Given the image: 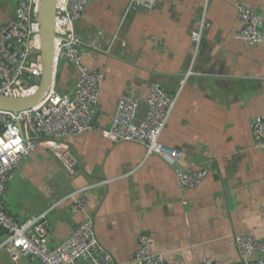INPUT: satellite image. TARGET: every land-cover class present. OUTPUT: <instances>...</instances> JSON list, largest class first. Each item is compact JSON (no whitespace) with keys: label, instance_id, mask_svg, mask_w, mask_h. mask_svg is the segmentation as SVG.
Listing matches in <instances>:
<instances>
[{"label":"crops","instance_id":"1","mask_svg":"<svg viewBox=\"0 0 264 264\" xmlns=\"http://www.w3.org/2000/svg\"><path fill=\"white\" fill-rule=\"evenodd\" d=\"M15 1L0 0V26L14 17ZM240 3L264 20V0H158L153 10L133 12L129 0H89L75 32L84 44L96 42L98 53L85 48L82 61L102 82L93 130L64 140L78 169L69 174L51 153L35 150L6 185V211L20 220L45 214L49 249L91 220L98 244L116 264H130L142 235L152 240V254L167 261L246 259L234 237L260 240L264 229V150L250 128L254 118H264V46H245L236 38ZM202 26L196 43L192 34ZM77 75L73 65L59 61L55 90L67 94ZM153 84L178 94L160 137L184 155L175 166L140 145L114 144L100 133L124 94L135 89L147 95ZM146 112L142 102L137 120ZM178 169L206 170L207 176L183 190ZM83 197L87 208L72 212L70 206ZM4 238L0 229V246ZM260 257L254 252L249 260ZM0 264L37 261L13 263L0 247Z\"/></svg>","mask_w":264,"mask_h":264},{"label":"built area","instance_id":"2","mask_svg":"<svg viewBox=\"0 0 264 264\" xmlns=\"http://www.w3.org/2000/svg\"><path fill=\"white\" fill-rule=\"evenodd\" d=\"M40 0H19L14 17L0 26V95L21 98L34 94L38 86L32 78L42 75L43 61L40 47L36 45L39 34L37 21ZM158 0H129V10H153ZM89 0H57L54 19V59L57 65L65 60L77 70V79L71 90L59 94L54 85L35 107L12 113L0 110V229L5 233L1 244L13 263L31 257L37 264H116L101 249L95 237L91 220L79 223L71 236L54 249L45 243L49 225L45 214L20 220L10 215L2 198L7 183L18 173L24 159L35 150L51 153L72 174L77 159L64 142L65 139L87 133L94 128L99 113L98 101L102 76L90 71L82 61L85 48L98 53L95 41L84 44L75 32V24L81 19ZM237 20L242 24L236 38L245 46H264V20L257 10L246 3L237 6ZM203 26L192 34L199 42ZM177 95H170L159 85L153 84L147 95L131 90L118 101L109 128L101 130V136L114 144L131 143L144 147L147 155H156L175 166L183 158L179 151L168 149L160 137L174 108ZM142 102L147 105L143 119L137 120ZM251 131L264 150V118H254ZM180 188L190 190L198 187L207 176V171L187 173L176 170ZM105 184V183H104ZM88 190V189H87ZM86 191V189L82 190ZM89 200L85 197L75 201L70 209L82 213ZM264 223V208L260 213ZM233 244L237 252L246 259L237 264H264V229L261 239L235 236ZM152 240L146 235L138 239L130 264H185L180 258L167 261L163 255L151 252ZM260 253L256 261L249 256ZM201 264H220L206 260Z\"/></svg>","mask_w":264,"mask_h":264},{"label":"water","instance_id":"3","mask_svg":"<svg viewBox=\"0 0 264 264\" xmlns=\"http://www.w3.org/2000/svg\"><path fill=\"white\" fill-rule=\"evenodd\" d=\"M57 0H40L38 4L37 21L40 28V55L43 61L42 75L32 78V83L38 86L36 92L27 97L11 98L0 95V110L17 113L37 106L54 85L57 65L54 59V19ZM73 169V173L77 171ZM72 173V174H73Z\"/></svg>","mask_w":264,"mask_h":264},{"label":"bare ground","instance_id":"4","mask_svg":"<svg viewBox=\"0 0 264 264\" xmlns=\"http://www.w3.org/2000/svg\"><path fill=\"white\" fill-rule=\"evenodd\" d=\"M36 45L41 48L40 28H39V34H38L37 39H36ZM54 54H55V50H54Z\"/></svg>","mask_w":264,"mask_h":264},{"label":"rangeland","instance_id":"5","mask_svg":"<svg viewBox=\"0 0 264 264\" xmlns=\"http://www.w3.org/2000/svg\"><path fill=\"white\" fill-rule=\"evenodd\" d=\"M10 1H12V5H14V3L16 2L15 0H10Z\"/></svg>","mask_w":264,"mask_h":264}]
</instances>
